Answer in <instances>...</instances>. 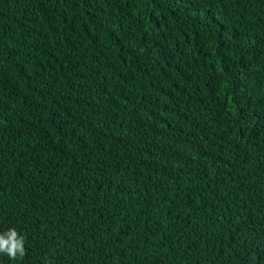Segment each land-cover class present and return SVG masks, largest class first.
<instances>
[{
	"label": "trees",
	"instance_id": "obj_1",
	"mask_svg": "<svg viewBox=\"0 0 264 264\" xmlns=\"http://www.w3.org/2000/svg\"><path fill=\"white\" fill-rule=\"evenodd\" d=\"M0 264H264V0H0Z\"/></svg>",
	"mask_w": 264,
	"mask_h": 264
},
{
	"label": "clouds",
	"instance_id": "obj_2",
	"mask_svg": "<svg viewBox=\"0 0 264 264\" xmlns=\"http://www.w3.org/2000/svg\"><path fill=\"white\" fill-rule=\"evenodd\" d=\"M25 238L18 233L15 227H10L0 232V254H5L9 259L15 260L17 256L26 255Z\"/></svg>",
	"mask_w": 264,
	"mask_h": 264
}]
</instances>
